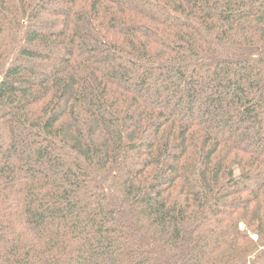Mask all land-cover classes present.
Returning <instances> with one entry per match:
<instances>
[{"label": "trees", "instance_id": "trees-1", "mask_svg": "<svg viewBox=\"0 0 264 264\" xmlns=\"http://www.w3.org/2000/svg\"><path fill=\"white\" fill-rule=\"evenodd\" d=\"M0 264H264V0H0Z\"/></svg>", "mask_w": 264, "mask_h": 264}]
</instances>
